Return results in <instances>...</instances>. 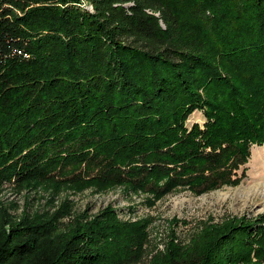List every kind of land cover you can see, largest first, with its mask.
I'll use <instances>...</instances> for the list:
<instances>
[{"label": "trees", "instance_id": "obj_1", "mask_svg": "<svg viewBox=\"0 0 264 264\" xmlns=\"http://www.w3.org/2000/svg\"><path fill=\"white\" fill-rule=\"evenodd\" d=\"M87 1L93 12L0 0V187L124 185L152 203L238 184L264 143V0ZM196 109L204 123L187 126ZM51 229L40 246L1 234L0 264H125L145 251L143 220L110 207L48 246ZM198 233L147 264H264V214Z\"/></svg>", "mask_w": 264, "mask_h": 264}, {"label": "rangeland", "instance_id": "obj_2", "mask_svg": "<svg viewBox=\"0 0 264 264\" xmlns=\"http://www.w3.org/2000/svg\"><path fill=\"white\" fill-rule=\"evenodd\" d=\"M82 5L94 11L87 0H83ZM155 14L158 15V12ZM160 25L165 27L162 21ZM145 41L154 48L161 45L153 39ZM204 121L203 111L196 109L189 115L186 124L190 126L198 122L202 125ZM250 152L245 163V176L238 184H224L201 194L178 187L152 203L149 200L151 194L124 185L107 188L92 185L77 189L40 183L24 184L22 187L5 183L0 187V236L3 233L16 234L14 241L31 238L36 246H40L46 240L40 239L44 234L41 231L48 224L52 226L50 235H47V240L50 239L47 245L50 246L52 242L60 243V234L71 230L79 220H90L110 207L121 221L143 220L145 223V251L139 258L125 264H147L156 253L167 248L171 239L185 246L203 228L232 218L252 219L264 214V143L253 144ZM237 172L240 174L241 168Z\"/></svg>", "mask_w": 264, "mask_h": 264}, {"label": "bare ground", "instance_id": "obj_3", "mask_svg": "<svg viewBox=\"0 0 264 264\" xmlns=\"http://www.w3.org/2000/svg\"><path fill=\"white\" fill-rule=\"evenodd\" d=\"M250 189V188H249Z\"/></svg>", "mask_w": 264, "mask_h": 264}]
</instances>
